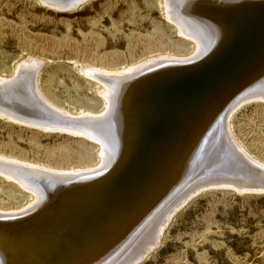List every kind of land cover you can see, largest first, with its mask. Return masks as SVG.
<instances>
[{
  "label": "bare ground",
  "instance_id": "bare-ground-1",
  "mask_svg": "<svg viewBox=\"0 0 264 264\" xmlns=\"http://www.w3.org/2000/svg\"><path fill=\"white\" fill-rule=\"evenodd\" d=\"M45 1L71 9L86 0L70 4L59 0L66 5ZM165 4L167 18L180 35L196 44V54L158 58L118 73L84 71L104 88L101 95L109 107L102 115L72 117L52 107L37 87L39 61L21 64L11 79L0 78V117L80 135L101 148L98 167L73 172L0 157V175L37 197L22 211L0 212V264H107L168 198L183 188L193 189L187 185L191 180L194 187L201 185L176 205L171 203L165 214L162 211L164 215L140 242L139 254L145 256L175 210L200 189H246L245 181L258 182L250 175L246 180L239 176L237 184L212 176L232 166L230 150L244 154L246 164L254 165V174H264V166L248 159L229 130L232 113L244 101H264V0H165ZM28 94L35 108L25 112ZM95 184L78 192L63 212L20 224L31 222L67 190Z\"/></svg>",
  "mask_w": 264,
  "mask_h": 264
},
{
  "label": "rangeland",
  "instance_id": "rangeland-1",
  "mask_svg": "<svg viewBox=\"0 0 264 264\" xmlns=\"http://www.w3.org/2000/svg\"><path fill=\"white\" fill-rule=\"evenodd\" d=\"M165 10V0H86L71 9L53 7L45 0H0V78L11 79L21 64L39 61L37 87L52 107L72 117L102 115L109 107L101 95L104 88L84 71L118 73L158 58L196 54V44L180 35ZM28 96L25 112L35 108ZM229 130L248 159L264 166V101H244L232 113ZM231 152L232 166L223 169L225 174L212 176L237 184L250 175L258 182L245 181L246 189H200L175 210L148 255L139 254L143 237L165 211L201 187H194L191 180L186 184L193 189L183 188L168 198L107 264H264V178L259 177L263 172L255 176L245 155ZM100 153L98 143L80 135L0 117L1 158L73 172L98 167ZM237 169L242 172L237 174ZM36 201L32 192L0 175V212H19Z\"/></svg>",
  "mask_w": 264,
  "mask_h": 264
},
{
  "label": "water",
  "instance_id": "water-1",
  "mask_svg": "<svg viewBox=\"0 0 264 264\" xmlns=\"http://www.w3.org/2000/svg\"><path fill=\"white\" fill-rule=\"evenodd\" d=\"M251 7V6H250ZM249 7V8H250ZM253 7V6H252ZM255 7V6H254ZM246 8V7H245ZM249 8H247V9H249ZM231 18H232V16H226V17H224V19H226V21H228L229 19L231 20ZM236 21V20H235ZM229 23H230V21H229ZM224 47H225V45L221 48V50L222 49H224ZM220 50V51H221ZM216 55L217 54H215L212 58H210V59H213L214 57H216ZM206 61H209V60H206ZM205 61V64L206 65H208V62H206ZM204 63V62H203ZM204 64V65H205ZM182 75H184V73L183 74H181V75H177V77H180V76H182ZM176 77V78H177ZM136 96V95H135ZM139 100H141V96L140 97H138V98H136L135 99V101L136 102H138ZM132 101H134V99L132 100ZM132 104H133V102H132ZM135 104V103H134ZM132 109V106L130 107V109L129 110H131ZM134 137L136 138V136L134 135ZM133 142H134V139H133ZM104 181H106L105 179H103V180H98V182H96L97 184H100V183H102V182H104ZM97 184H95V185H87V186H84L83 188H79V189H75V190H71L70 191V189L69 190H67L66 192H64L65 194H63L61 197H59L58 199H56V200H54V201H52V202H50L49 204V206H47V207H45V208H43L37 215H35L34 217L35 218H32L30 221L31 222H28V223H23V222H21L20 224H33L34 222L35 223H37V221L40 219V218H42V217H44V216H46L47 214H50V213H54L55 215H57V214H59V213H61V212H63V210L65 209V208H67V207H69L68 205L74 200V198L77 196L76 194L78 193V192H82V191H85V190H89L90 188H93L94 186H96Z\"/></svg>",
  "mask_w": 264,
  "mask_h": 264
}]
</instances>
